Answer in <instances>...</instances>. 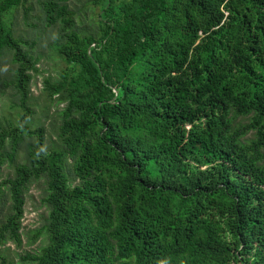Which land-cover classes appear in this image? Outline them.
I'll use <instances>...</instances> for the list:
<instances>
[{"label":"trees","instance_id":"obj_1","mask_svg":"<svg viewBox=\"0 0 264 264\" xmlns=\"http://www.w3.org/2000/svg\"><path fill=\"white\" fill-rule=\"evenodd\" d=\"M28 1L0 0V93L24 111L0 129V247L22 246L43 182L47 244L26 264H264V0H96L91 36L71 0L47 2L67 63L44 82L66 105L59 150L26 124L40 59L10 21Z\"/></svg>","mask_w":264,"mask_h":264},{"label":"rangeland","instance_id":"obj_2","mask_svg":"<svg viewBox=\"0 0 264 264\" xmlns=\"http://www.w3.org/2000/svg\"><path fill=\"white\" fill-rule=\"evenodd\" d=\"M51 0H29L27 7L29 13H25L24 8H20L15 18L10 21L18 37L29 41L27 48L33 55L40 59L38 64L39 72L35 74L32 86L33 101L31 108L34 116L27 122L31 130L45 129L46 143L49 149L59 150L62 148L59 139L60 126L63 123V115L66 105L56 103V97L51 98L45 92L44 82L49 79L56 82L61 79L62 72L67 68L65 57L59 53V45L64 42L61 34V26L48 27L44 22V5ZM71 10L77 14L76 30L82 35H97L99 30L100 6L96 0H71ZM35 45L32 46L31 44ZM29 46V47H28ZM12 59H1L5 64L1 76L7 77L10 74ZM1 92V91H0ZM13 90L8 89L6 95L0 93V129H10L19 126L20 119L24 111L18 108L17 99L12 96ZM16 102V103H15ZM240 123L247 125L249 119L240 118ZM21 128V127H20ZM255 132L251 131L247 138H254ZM22 155L17 162H24L23 153L25 146L21 148ZM14 176V168L8 162L0 173V184ZM46 186L43 182L33 183L26 193L25 217L22 227V246L9 243L0 247L1 253L6 256L12 264H26L21 260V256L27 254H37L47 244V238L41 237L34 240L35 232L39 230L48 217V209L44 203Z\"/></svg>","mask_w":264,"mask_h":264}]
</instances>
